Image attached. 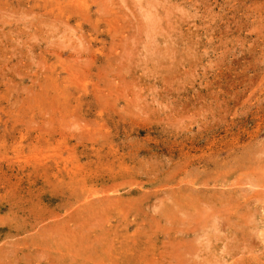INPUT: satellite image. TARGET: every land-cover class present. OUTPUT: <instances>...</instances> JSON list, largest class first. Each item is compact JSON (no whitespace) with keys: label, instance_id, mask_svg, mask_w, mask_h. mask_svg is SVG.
<instances>
[{"label":"rangeland","instance_id":"1","mask_svg":"<svg viewBox=\"0 0 264 264\" xmlns=\"http://www.w3.org/2000/svg\"><path fill=\"white\" fill-rule=\"evenodd\" d=\"M0 264H264V0H0Z\"/></svg>","mask_w":264,"mask_h":264},{"label":"bare ground","instance_id":"2","mask_svg":"<svg viewBox=\"0 0 264 264\" xmlns=\"http://www.w3.org/2000/svg\"><path fill=\"white\" fill-rule=\"evenodd\" d=\"M202 230V229H201ZM206 241V240H205ZM209 243V242H208ZM184 247V246H183ZM184 258V257H183Z\"/></svg>","mask_w":264,"mask_h":264}]
</instances>
